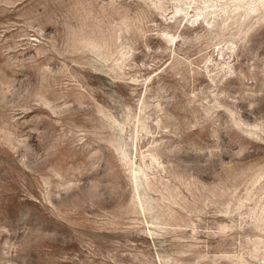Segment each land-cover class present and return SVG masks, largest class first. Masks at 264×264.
Instances as JSON below:
<instances>
[{"label":"rangeland","instance_id":"obj_1","mask_svg":"<svg viewBox=\"0 0 264 264\" xmlns=\"http://www.w3.org/2000/svg\"><path fill=\"white\" fill-rule=\"evenodd\" d=\"M0 264H264V0H0Z\"/></svg>","mask_w":264,"mask_h":264}]
</instances>
